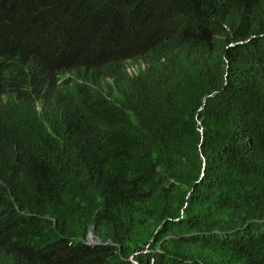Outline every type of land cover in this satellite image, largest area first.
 Returning a JSON list of instances; mask_svg holds the SVG:
<instances>
[{
  "label": "trees",
  "instance_id": "1",
  "mask_svg": "<svg viewBox=\"0 0 264 264\" xmlns=\"http://www.w3.org/2000/svg\"><path fill=\"white\" fill-rule=\"evenodd\" d=\"M0 29V264H264V0H0Z\"/></svg>",
  "mask_w": 264,
  "mask_h": 264
},
{
  "label": "clouds",
  "instance_id": "2",
  "mask_svg": "<svg viewBox=\"0 0 264 264\" xmlns=\"http://www.w3.org/2000/svg\"><path fill=\"white\" fill-rule=\"evenodd\" d=\"M4 33L5 30L0 29V73L2 74V76L0 77V83H2L4 81V73L1 69V58L3 56V51H4V47H5V39H4Z\"/></svg>",
  "mask_w": 264,
  "mask_h": 264
},
{
  "label": "water",
  "instance_id": "3",
  "mask_svg": "<svg viewBox=\"0 0 264 264\" xmlns=\"http://www.w3.org/2000/svg\"><path fill=\"white\" fill-rule=\"evenodd\" d=\"M198 130L201 132V127H199ZM88 242L89 243H91V242L94 243L95 242V239L93 237H91V236H88Z\"/></svg>",
  "mask_w": 264,
  "mask_h": 264
},
{
  "label": "rangeland",
  "instance_id": "4",
  "mask_svg": "<svg viewBox=\"0 0 264 264\" xmlns=\"http://www.w3.org/2000/svg\"><path fill=\"white\" fill-rule=\"evenodd\" d=\"M92 243V242H91ZM128 260L129 261H131L133 264H136V260H135V258H134V255L132 256H129V258H128Z\"/></svg>",
  "mask_w": 264,
  "mask_h": 264
}]
</instances>
